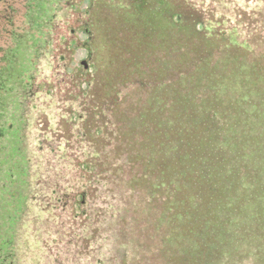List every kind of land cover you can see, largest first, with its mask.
Returning <instances> with one entry per match:
<instances>
[{"label":"trees","instance_id":"obj_1","mask_svg":"<svg viewBox=\"0 0 264 264\" xmlns=\"http://www.w3.org/2000/svg\"><path fill=\"white\" fill-rule=\"evenodd\" d=\"M1 3L0 264H18L11 248L41 185L26 130L53 49L68 62L80 49L94 62L107 55L106 69L64 75L81 112L71 108L76 120L59 128L80 153L48 140L38 150L47 186L109 236L107 264H264V11L214 15L194 0Z\"/></svg>","mask_w":264,"mask_h":264},{"label":"rangeland","instance_id":"obj_2","mask_svg":"<svg viewBox=\"0 0 264 264\" xmlns=\"http://www.w3.org/2000/svg\"><path fill=\"white\" fill-rule=\"evenodd\" d=\"M125 1L95 0L103 10L113 9V6L110 5L113 2ZM194 1L206 11L213 12L214 15L216 12L223 14L237 12L240 14L242 11L249 13L264 11V0ZM88 4L90 1L86 2V5ZM132 9L134 10V8ZM135 9L140 12L142 10V13L145 12L142 6H135ZM78 38L81 41L87 39L84 34L78 35ZM56 46L60 48L61 43L57 42ZM107 48L108 46L103 47V50L105 51ZM60 55L56 49L49 53L46 51L41 61L42 71L38 82L42 89L35 99V107L31 108L30 127L26 130V144L31 151L30 156L34 157L37 163L40 162L38 167H41L39 178L41 185L38 186L39 191L36 194L38 197L28 203L30 208H27L22 221V239L20 243L15 242L11 251L18 254V264H97L98 259H102L104 264H107V258L112 254L109 236L100 228L101 225L96 226L88 223L86 216L82 215V208L79 204L65 203L62 192L57 190L56 193H53V190L47 186L52 177L44 173L42 168H46L44 162L48 154L43 156L38 151L41 141L48 140L58 150L60 143H63L61 149L65 150L61 151V154L63 152L69 155L80 153L81 149L79 150L75 146H71L72 150L66 149L64 138L70 139L73 135L64 136L59 128L60 124L65 125L76 120L77 117L70 114L71 108L81 112V108L72 102L76 95L64 75L65 73L72 75L79 69L86 71L88 68L94 67L95 63L98 67L106 69L107 55L97 58L96 62L90 58L85 49L77 50L69 62L68 60L61 61ZM85 71L80 73V75L82 74L81 79L84 80H89V75L93 76L95 73L94 69L88 73ZM99 76L98 79L101 80L102 78ZM44 118L49 121L47 127L41 124ZM50 187L54 188L55 186L51 184Z\"/></svg>","mask_w":264,"mask_h":264},{"label":"flooded vegetation","instance_id":"obj_3","mask_svg":"<svg viewBox=\"0 0 264 264\" xmlns=\"http://www.w3.org/2000/svg\"><path fill=\"white\" fill-rule=\"evenodd\" d=\"M2 6H3V5H2L1 0H0V10L2 9Z\"/></svg>","mask_w":264,"mask_h":264}]
</instances>
